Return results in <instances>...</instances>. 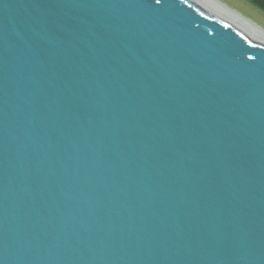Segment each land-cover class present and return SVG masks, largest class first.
<instances>
[{
	"label": "water",
	"instance_id": "1",
	"mask_svg": "<svg viewBox=\"0 0 264 264\" xmlns=\"http://www.w3.org/2000/svg\"><path fill=\"white\" fill-rule=\"evenodd\" d=\"M0 264H264V40L198 0H0Z\"/></svg>",
	"mask_w": 264,
	"mask_h": 264
},
{
	"label": "bare ground",
	"instance_id": "2",
	"mask_svg": "<svg viewBox=\"0 0 264 264\" xmlns=\"http://www.w3.org/2000/svg\"><path fill=\"white\" fill-rule=\"evenodd\" d=\"M198 1L206 4L207 6L215 9L218 12L222 13L223 15H225L228 18L232 19L233 21H235L236 23H238L242 27L246 28L248 31L253 33L255 36H257V37L261 38L262 40H264V27H262L259 24L255 23V22H252V21L242 17L240 14L235 12V10H233L231 7L225 5L221 0H198ZM257 9H259V8H257ZM260 11L264 13V11H262V10H260Z\"/></svg>",
	"mask_w": 264,
	"mask_h": 264
},
{
	"label": "rangeland",
	"instance_id": "3",
	"mask_svg": "<svg viewBox=\"0 0 264 264\" xmlns=\"http://www.w3.org/2000/svg\"><path fill=\"white\" fill-rule=\"evenodd\" d=\"M225 5L231 7L242 17L264 27V13L254 7L246 0H221Z\"/></svg>",
	"mask_w": 264,
	"mask_h": 264
},
{
	"label": "trees",
	"instance_id": "4",
	"mask_svg": "<svg viewBox=\"0 0 264 264\" xmlns=\"http://www.w3.org/2000/svg\"><path fill=\"white\" fill-rule=\"evenodd\" d=\"M250 2L255 7L259 8L260 10L264 11V0H246Z\"/></svg>",
	"mask_w": 264,
	"mask_h": 264
},
{
	"label": "snow or ice",
	"instance_id": "5",
	"mask_svg": "<svg viewBox=\"0 0 264 264\" xmlns=\"http://www.w3.org/2000/svg\"><path fill=\"white\" fill-rule=\"evenodd\" d=\"M156 3H158V4H159V3H160V0H156Z\"/></svg>",
	"mask_w": 264,
	"mask_h": 264
}]
</instances>
